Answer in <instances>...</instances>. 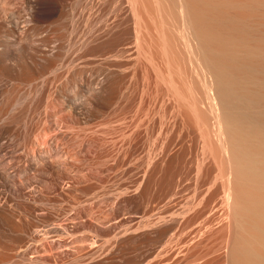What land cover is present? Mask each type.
Segmentation results:
<instances>
[{"label":"rangeland","instance_id":"rangeland-1","mask_svg":"<svg viewBox=\"0 0 264 264\" xmlns=\"http://www.w3.org/2000/svg\"><path fill=\"white\" fill-rule=\"evenodd\" d=\"M27 1L0 0V264H229L213 90L169 1Z\"/></svg>","mask_w":264,"mask_h":264},{"label":"bare ground","instance_id":"bare-ground-1","mask_svg":"<svg viewBox=\"0 0 264 264\" xmlns=\"http://www.w3.org/2000/svg\"><path fill=\"white\" fill-rule=\"evenodd\" d=\"M168 1L189 63L200 66L208 77L202 88L213 90L212 97L210 92L203 96L216 130L203 114L211 122L207 126L216 131L220 156L227 157L229 168L226 164L223 168L230 169L225 183L232 218L229 264H264V0ZM30 2H26L28 9Z\"/></svg>","mask_w":264,"mask_h":264}]
</instances>
